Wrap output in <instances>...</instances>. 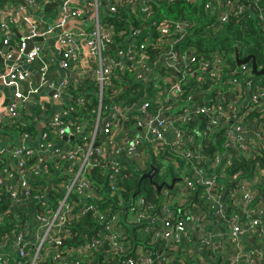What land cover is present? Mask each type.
Listing matches in <instances>:
<instances>
[{
	"label": "built area",
	"instance_id": "2783aa9c",
	"mask_svg": "<svg viewBox=\"0 0 264 264\" xmlns=\"http://www.w3.org/2000/svg\"><path fill=\"white\" fill-rule=\"evenodd\" d=\"M24 1L0 0V264H264V165L231 212L221 184L264 151V88L249 93L250 63L225 78L222 51L186 44L199 21L254 8L264 25L261 0ZM177 4L191 8L160 9ZM38 61L39 80L22 69ZM165 153L184 167L164 198L126 195Z\"/></svg>",
	"mask_w": 264,
	"mask_h": 264
},
{
	"label": "trees",
	"instance_id": "16d2710c",
	"mask_svg": "<svg viewBox=\"0 0 264 264\" xmlns=\"http://www.w3.org/2000/svg\"><path fill=\"white\" fill-rule=\"evenodd\" d=\"M260 4L264 7V0H261ZM191 8L190 5L187 4H177V5H162L160 8L162 11H164L167 15L171 16L174 13H176V10H181L182 12L184 10L189 11ZM200 8V7H199ZM56 11V4L51 3L46 6L45 13L47 16H55ZM124 13V12H123ZM191 12H189L187 15H190ZM189 17H193L190 15ZM196 17V16H195ZM204 17L203 14L200 15V18ZM215 18L213 17V21ZM125 22H119L117 23L118 27L122 26ZM194 36H192L186 44H193L195 47H197L198 51L208 53L209 51L213 50H220L225 54L226 61H225V78L232 76L233 70L239 71V64L236 59L237 52L239 53L240 58H244L249 54H253L257 61V69L264 68V25L261 22L260 19H258L254 14V8L253 10H246L244 15L239 18L232 19L229 23L226 25H223L222 27L218 29H213L206 27V24L203 23V21H199L196 30L193 32ZM250 63V61H249ZM234 76H238L237 74H234ZM264 74L263 75H256L254 73L251 74L249 80L251 81V90L249 93H252V91L257 90L258 88L263 89L264 88ZM117 83V82H116ZM211 84V81L208 82L206 85H202L201 88H207L206 86H209ZM116 86H120L119 83L116 84ZM87 88L89 90L91 85H80L78 90H83L84 88ZM184 88L189 89L188 84L184 86ZM246 87L243 86L241 91V96L246 97ZM74 95V101L76 100L77 92L73 93ZM90 96V94H88ZM95 96H93L94 98ZM233 95H227L225 97V100L228 101L232 99ZM250 97V95H249ZM262 102L261 108L258 109V112H251L250 118L256 122H260L261 124H264V99L261 100ZM96 103V100H93V104ZM92 105H88V107L85 108H91ZM84 111V109L82 110ZM88 112V111H87ZM36 113L40 114V111H36ZM250 114V113H249ZM248 118V117H247ZM249 118V119H250ZM32 129H35L33 126ZM171 153H165L162 155L161 159L159 161H154V166L157 168V171L154 174L153 178L143 177V173H134L132 179L127 182L128 192L126 195H129L131 191H134L135 193L143 194L147 200L149 201H156V200H162L163 189H169L168 185L172 184V181L174 178L179 177L181 170L184 167V162L180 160V166L181 170L177 169L175 165L173 164V156L170 155ZM163 160H166V162L171 163V171L167 172L165 174L164 181H160V171L161 168L164 166ZM259 161L264 165V151L261 152L260 156L256 157V159L248 158L241 160H233L231 168L228 170V178L221 180V184L225 187V194H226V200L229 204V212L234 209L233 206L230 205L232 203V199L230 197V192H233L236 187V182H239V179L249 173H251L255 167L256 161ZM145 173V172H144ZM169 181H171L169 183ZM164 184L163 189L159 190L158 185ZM261 193L264 198V187H261ZM172 195L174 192L173 189L170 190ZM7 207L6 204L3 205L2 210H4ZM6 210V209H5ZM78 226L82 227L85 225L83 221H80ZM2 231V230H0Z\"/></svg>",
	"mask_w": 264,
	"mask_h": 264
},
{
	"label": "water",
	"instance_id": "95a60500",
	"mask_svg": "<svg viewBox=\"0 0 264 264\" xmlns=\"http://www.w3.org/2000/svg\"><path fill=\"white\" fill-rule=\"evenodd\" d=\"M20 2H21L23 5L25 4V1H24V0H20ZM42 39H43V38H41V37H38V38L36 37V38H33V39L29 40V41H28L29 45H28L27 51L31 48L32 43H33L34 41H38V40H42ZM236 59H237L238 64H247V63H249V61H250V65H251V71H252V73H254V74H256V75H263V74H264V68H260L259 70L257 69V68H258V67H257V66H258V65H257V61H256V58H255V56H254L253 54H249V55H247V56L244 57V58H240V57H239V53L237 52V54H236ZM0 63H2V64H6L4 58L1 56V54H0ZM36 78L39 79V73L36 74ZM156 170H157V168L155 169V167L152 166V167H151V170H150L149 172L145 173V174L143 175V177L153 178V177H154V174H155V172H156ZM174 181H176V179H175ZM161 187H162V185L159 186V189H160Z\"/></svg>",
	"mask_w": 264,
	"mask_h": 264
},
{
	"label": "crops",
	"instance_id": "0c3cea01",
	"mask_svg": "<svg viewBox=\"0 0 264 264\" xmlns=\"http://www.w3.org/2000/svg\"><path fill=\"white\" fill-rule=\"evenodd\" d=\"M17 39H19V40H21V34L20 33H17ZM43 42V39L42 40H38V41H36V42ZM53 40L51 41V45L50 46H54L53 45ZM0 45H1V41H0ZM15 60V59H14ZM13 61V60H12ZM12 61H10L9 63H11ZM8 63V62H7ZM5 65L6 64H2V63H0V69H2L3 67H5ZM39 67H40V62L38 61V62H35V63H33V64H31V65H28V64H25V65H23L22 66V69L23 70H26V71H32V72H34L35 74H37L38 73V69H39ZM50 69H51V77L52 78H59V77H62L63 75H64V73H63V71L62 70H60L59 68H58V65L57 64H53L51 67H50ZM39 80V79H38ZM49 94V93H48ZM49 98V97H48ZM3 107V106H2ZM149 172V171H148ZM175 192V191H174Z\"/></svg>",
	"mask_w": 264,
	"mask_h": 264
},
{
	"label": "rangeland",
	"instance_id": "374dc122",
	"mask_svg": "<svg viewBox=\"0 0 264 264\" xmlns=\"http://www.w3.org/2000/svg\"><path fill=\"white\" fill-rule=\"evenodd\" d=\"M165 162V164H164V166L161 168V171H160V181H164V178H165V174L167 173V172H169V171H171V163H169V162H166V160H164ZM149 165V167H150V163L148 164Z\"/></svg>",
	"mask_w": 264,
	"mask_h": 264
}]
</instances>
